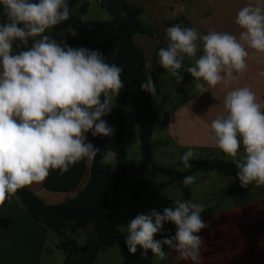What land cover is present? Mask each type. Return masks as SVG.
<instances>
[{"label": "clouds", "instance_id": "clouds-1", "mask_svg": "<svg viewBox=\"0 0 264 264\" xmlns=\"http://www.w3.org/2000/svg\"><path fill=\"white\" fill-rule=\"evenodd\" d=\"M0 8L6 16L0 23L2 207L19 190L43 182L50 170L63 174L81 161L91 166L98 154L104 165L117 159L113 147L102 152L87 142V133L114 135V127L102 117L111 114L112 99L124 83L122 66L109 63L99 50L64 47L45 34L69 19V0H0ZM235 23L241 29L239 39L228 32L200 36L191 27H168V43L157 53L158 65L181 80L185 58L197 57L199 52L187 72L212 88L227 85L247 71L248 49L264 54V0L243 6ZM152 71L153 64L146 62L141 89L155 96ZM223 107L224 114L211 121V138L229 156L236 157L243 149V158L233 161L242 187L264 185V104L249 87H237L224 96ZM193 158L191 150L180 157L185 168L191 167ZM195 179L186 176L183 184H193ZM204 211L198 202L174 200L162 214L153 209L131 219L124 243L131 254L139 246L141 255L151 250L160 260L166 258L163 246L167 245L176 254V264H201L204 241L199 233L207 227L201 216ZM166 223L176 226L175 235L154 239Z\"/></svg>", "mask_w": 264, "mask_h": 264}, {"label": "crops", "instance_id": "crops-1", "mask_svg": "<svg viewBox=\"0 0 264 264\" xmlns=\"http://www.w3.org/2000/svg\"><path fill=\"white\" fill-rule=\"evenodd\" d=\"M125 2L143 25L151 27L156 32L152 35L133 37L135 45L143 51L145 61L153 64L152 73L159 81L156 94L152 96L153 105L160 119L154 131V136L158 133L159 141L153 152L156 150L160 152L159 147L163 148L165 156L168 159L173 157L174 162L181 168L184 165L180 157L189 150L194 153L192 160L209 161L205 158L217 153V158L235 164L233 162L235 159L243 158V149L238 151L236 157L222 152L211 138L210 124L217 116L224 114L223 98L237 87H249L256 93L258 101L264 104V76L260 75L264 72V54L248 49L247 71L227 85L212 88L202 81L194 80L187 72L188 67L195 65L199 52L197 57L185 58L179 70L181 80L158 65L157 53L160 48L167 46L166 29L174 26L177 21L180 22L181 28L196 29L200 36L210 31H218L228 32L239 39L241 29L235 23L237 12L243 6L255 3L256 0H125ZM92 6L93 3L89 0V9L83 22L90 32V41L97 44L107 41V34L98 30V27L110 21L111 17L99 14L96 10V16L91 18ZM52 30L53 28L50 29ZM198 43L202 47V41ZM78 46L80 47V44ZM164 89L167 93L163 92ZM120 98V94L116 98L113 97V109L108 120V125L112 124L115 132L118 130L116 105ZM110 139L111 137H106L105 150L110 146L108 145ZM113 148L118 153V145L117 148ZM114 163L117 167V159ZM196 175L197 173L192 176ZM209 175L211 176L197 178L205 181L199 185H194L197 180L187 185L191 192L189 200L198 202L205 208L201 216L207 227L199 233L204 241L201 264H264V185L250 184L242 187L237 175H219L217 172ZM46 179L26 188L47 205L55 206L75 199L86 187L90 176L85 175L78 190L69 193L48 192L45 189ZM164 205L168 206L170 202L165 201ZM29 221L23 214V207L16 195L10 198V202L6 201L0 207L2 264H40L39 261L47 254L45 238L47 232L39 225L29 224ZM21 227L25 229L22 230ZM175 231L176 226L173 228L172 236L175 235ZM7 242H20L29 250L23 248L18 251L6 245ZM170 254L169 262L176 264L175 252L171 250ZM180 264L185 262L181 261Z\"/></svg>", "mask_w": 264, "mask_h": 264}, {"label": "trees", "instance_id": "trees-1", "mask_svg": "<svg viewBox=\"0 0 264 264\" xmlns=\"http://www.w3.org/2000/svg\"><path fill=\"white\" fill-rule=\"evenodd\" d=\"M99 7L110 17V21L98 27L107 34V41L92 43L89 39L90 32L84 26V18L89 8V0L81 4V0H69V19L56 25L52 31L45 33L61 46L75 48L71 42V30L80 39L81 47L99 50L109 63L122 66L121 74L124 87L120 90L121 98L117 102L116 141L118 145L117 169L111 174L103 167L98 154L91 165V177L86 187L75 199L60 205L50 206L34 195L26 187L15 195L21 203L25 215L34 224L43 225L51 232L62 235L70 226H83L92 224L94 234L89 236L86 247L81 251L75 241H61L58 249L66 256V264H95L99 254L105 247H113L116 243L126 251L122 264H154V256L148 250L146 256L141 255L143 249L138 246L135 254H131L124 243L123 234L117 229L108 215V198L113 193L121 192L125 187L128 172V152L123 141L125 125L123 112L127 107V101L132 98L134 102L135 117L141 129V144L143 161L141 172L148 178L159 176L166 182L159 183L154 179L141 182L136 188L142 191L156 189L163 191L173 184H182L186 176L195 173H222L226 176L236 175L238 169L235 164L225 161L223 158H215L209 161L190 160L189 171L182 173L173 168L157 167L153 162L152 136L155 126L159 123V114L153 106L152 95L141 89L145 81V56L143 51L135 45V35L156 34L151 27L143 25L137 18L125 0H97ZM6 21V16L0 8V23ZM65 34V35H64ZM19 43V42H17ZM25 46L20 44V48ZM15 50V49H14ZM155 87L158 78L151 73ZM108 123L109 115L102 117ZM87 138L96 147L104 151L106 137H93L91 132ZM183 165V163H182ZM88 165L84 161L70 166L66 173L59 170H51L45 189L51 193H69L78 190ZM162 233L154 236L161 240Z\"/></svg>", "mask_w": 264, "mask_h": 264}, {"label": "rangeland", "instance_id": "rangeland-1", "mask_svg": "<svg viewBox=\"0 0 264 264\" xmlns=\"http://www.w3.org/2000/svg\"><path fill=\"white\" fill-rule=\"evenodd\" d=\"M90 1H92L93 3L92 11L90 12L91 18H94L96 16L95 13L96 10L99 14H103L104 16L108 15L104 10H101L99 8L98 4L96 3V0H90ZM82 3L83 0H81V4ZM175 25H179L181 27L179 21H177ZM70 33L72 36L71 42L73 46L75 48H79L78 45L80 44L81 47L79 37L77 35L73 36V34L75 33L73 30H71ZM163 92L167 93L165 89L163 90ZM123 120L125 125V134L123 136V141L128 152V172H127V178L125 180L127 187H125L121 192L113 193L109 196L108 215L111 221L117 227V229L123 234L124 237H126L127 235L126 226L131 219L135 218L139 214L146 215L153 209L160 211L162 214L164 208L171 207L174 205V200H189L191 197V192L189 191V186L187 187L183 183L173 184L167 187V189H164L163 191H158L156 189H149L144 192L141 189L136 188L141 182L146 181L147 179H154L159 183L166 182L167 180L159 176L148 178L145 174L141 172V163L143 161V152L141 147L142 146L141 129L137 122V118L135 117L134 102L132 98H129L127 101V107L123 112ZM154 131L151 140L152 152L154 148L158 145V141H159L158 133L155 134L154 136ZM111 139L108 141V145L117 148L116 132H114V135L111 137ZM87 142H89L88 138H87ZM159 148H160V152H158L157 150L153 152V162L157 167L173 168L182 173H185L190 169L185 167L182 168L179 167L176 164V162H174L173 157L171 159H168L164 154L163 148L161 147ZM104 150H105V146H104ZM217 157L218 154L214 153L212 154V156L205 159L213 160ZM102 165L109 174L114 172L117 168L114 162L111 165H104V164ZM91 170H92L91 166H88L85 175L91 177ZM206 175L209 177L211 176L209 175V173H197L195 177L196 178L195 181L197 180V182L194 185L196 184L199 185V183L205 182L204 180H198V179H201ZM219 175H224V174L219 173ZM230 176H235V175H230ZM165 201L170 202V205L165 206L164 205ZM23 214L25 215L24 209H23ZM29 224L34 225V223H32L31 221H29ZM39 226L44 228L48 234L45 237L46 245H47L46 248L47 254L39 261L40 264H66V256L64 255L63 252H61L58 249V246L60 245L61 241H66V242L71 240L75 241L79 249L82 251L87 245L89 236L94 234V226L92 224L83 225V226L72 225L65 232H63L61 236L51 232L43 225H39ZM174 227H175L174 224L166 223L162 231L161 239L165 237L170 238L173 235ZM21 228L22 230L25 229L24 227ZM6 245L8 246L10 245V247L12 246L14 247V249L18 251L22 250L23 248L28 249L24 244L20 242L18 243L7 242ZM163 247L167 253L166 258L160 260L154 256V264H171L169 262L171 249H168L167 245H164ZM125 255H126V251L115 243L113 247L104 248V250L99 254L95 264H122L124 262ZM0 264H2V261H0Z\"/></svg>", "mask_w": 264, "mask_h": 264}, {"label": "built area", "instance_id": "built-area-1", "mask_svg": "<svg viewBox=\"0 0 264 264\" xmlns=\"http://www.w3.org/2000/svg\"><path fill=\"white\" fill-rule=\"evenodd\" d=\"M176 26H179V25H176Z\"/></svg>", "mask_w": 264, "mask_h": 264}]
</instances>
